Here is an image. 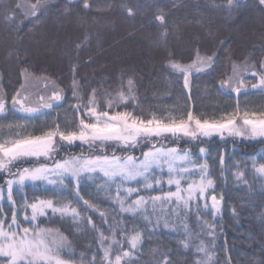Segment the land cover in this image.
Segmentation results:
<instances>
[{
    "label": "trees",
    "instance_id": "16d2710c",
    "mask_svg": "<svg viewBox=\"0 0 264 264\" xmlns=\"http://www.w3.org/2000/svg\"><path fill=\"white\" fill-rule=\"evenodd\" d=\"M35 2L0 0V94L6 97V105L11 108L12 96L21 90L20 86L25 85L27 80H48L64 90L65 100L62 107L44 110L50 115L31 121L21 119L20 113L9 112L8 120H0V143L14 139L18 131L40 134L42 129L46 130V125L56 122L68 128L73 127L74 120L78 124L73 110L76 103L72 95L74 66L78 69L77 80L85 89L88 92L92 87L97 89L98 106L106 107L109 94L118 99L116 92L120 88L122 72L134 76L133 95L137 103L128 107L135 108L137 113L147 118L154 114L162 118H186L191 110L197 117L214 119L225 112H234L238 105L241 116L245 111L250 114L264 112V90L251 87L252 83L258 82V77L248 73L244 75L245 87L241 89L239 98L229 89L217 90L221 78L232 74L233 65L258 67L264 62V6L259 4V0H240V6L231 12L224 10L226 0H89L92 5L89 9L83 7V0H47L48 10L39 20L30 23L24 19L21 25L22 12H17L15 27L6 21L16 4L30 5ZM69 3L70 9L67 7ZM128 9H132L131 15ZM161 14L165 17L163 23L156 19ZM17 27L21 28L19 32ZM86 36L88 40L77 49L76 44L84 41ZM197 51L201 56L213 52L219 54L216 71L208 75V70L196 73L193 69L190 90L185 89L182 74L171 69L170 64H192L197 58ZM113 79L116 80L115 84ZM124 79L126 89L127 77ZM240 83L239 79L235 81L237 85ZM123 108L121 104L114 110ZM256 118H260L259 115ZM9 123H19L25 127L9 128ZM161 143L194 153L201 163L205 162V157L200 154V148L206 150L208 171L212 173L210 178L214 181L212 188L208 189V204L211 208V196L215 195L221 201V210L214 216H203L199 223L195 210L190 220L182 218L181 223L187 222L191 229V240L195 242L189 249L182 243L186 238L183 227L165 228L163 221L156 227L154 216L151 224L143 218L133 224L132 214L120 213L118 204H113L104 192L99 193L100 210L110 213L107 216L109 223L123 217L120 227L129 236L135 234L133 228L140 232L141 240L132 257L136 264H156L164 253L170 254L171 264H197L201 258L206 264H264V176L252 166L253 161H264V136L225 134L224 140L212 136L189 143L183 140L175 143L165 140ZM89 151L82 152L79 146L65 145L60 157H86ZM134 155L141 157L140 150L136 149ZM221 155L227 160V165L223 166L225 171H221ZM233 165H238L239 170ZM30 166L27 163L22 165ZM94 177V181L85 180L82 183L85 195L91 192L96 196L95 184L102 181L99 174H94ZM7 178L0 173V185L4 188L0 207L5 211L10 207L7 185L4 183ZM199 178L197 174L182 183L186 186ZM164 187L167 189L168 185ZM25 196L29 201L52 198L44 192L42 184L36 187L30 182L15 198L22 203ZM112 196H115L114 188ZM64 203L69 201L65 199ZM71 206L76 207L75 204ZM89 215L97 229H104L105 236L110 237L108 223L100 217L99 211L89 210L83 213V219L76 221L69 217L67 223L57 217L55 225L41 218L45 220L42 227H54L67 239L70 250H62L61 258L68 264H89L93 253L99 252L100 233L88 224ZM8 217H11V212H8ZM172 219L175 220V217ZM144 224L148 225L146 230L142 226ZM208 224L214 225V237L207 234ZM116 231V239L120 240L122 234L119 228ZM201 240L210 241L205 247L211 260L196 251L195 245ZM116 247L127 250V241L123 246ZM100 256L102 253L97 256V264H100ZM112 258L115 259V252Z\"/></svg>",
    "mask_w": 264,
    "mask_h": 264
},
{
    "label": "snow or ice",
    "instance_id": "6c2138e0",
    "mask_svg": "<svg viewBox=\"0 0 264 264\" xmlns=\"http://www.w3.org/2000/svg\"><path fill=\"white\" fill-rule=\"evenodd\" d=\"M225 11L231 12L235 7L240 6V0H226ZM264 6V0H259ZM92 5L89 0H83V7L89 9ZM71 8V3L67 5ZM47 0H36L32 4H16L11 16L6 17L13 27L16 13L22 12L21 25L24 19L29 22L39 20L47 11ZM132 14V9H128ZM156 19L162 23L165 17L157 15ZM17 32L21 28L17 27ZM88 40L76 44V48ZM218 53L201 56L197 51V58L192 64L182 65L171 62L170 67L175 72L182 74L184 88L190 90V76L194 69L196 73L206 72L211 75L216 71ZM222 66V65H221ZM223 67V66H222ZM78 69L72 68V95L76 100L73 105L75 117L73 127H62L58 122L54 125H46L40 134L17 132L14 139L0 143V173L7 179V201L8 211L0 207V264H68V261L61 258L62 250H70L67 239L54 227L41 226L47 222L55 225L57 217L63 223L68 219L76 221L83 219V213L99 211L104 222L108 223L107 231L111 236H105L104 229H97L91 215L88 224H91L94 231H99L98 243L99 252L93 253L89 264H97V256H100V264H136L132 259L135 250L141 240L140 232L133 228L135 234L128 235L125 229L120 227L121 221L109 223L107 211L100 210L99 193L104 192L113 204L119 205L120 213L133 215L132 223L143 218L151 224V218L156 219V227L163 221L165 228L183 227L186 238L182 240L185 248H191L195 243L191 240V229L187 222L181 223L182 218L192 217L195 210L197 221L206 215H216L220 212L221 201L211 196V208L208 204V189L213 186L212 173L208 171L207 155L204 148H200V154L205 157L201 163L199 157L194 153L182 150L178 147H166L161 141L171 140L173 143L183 140L185 143L201 140L202 137L211 138L219 136L224 140L228 136H264V112L249 113L245 111L240 115L239 105L237 109L228 113L225 112L220 118L204 119L197 117L191 110L187 112L186 118L172 116L170 118L158 117L155 114L147 118L136 112L135 108L129 109V104L137 103L133 95L135 82L134 76L128 73H121L119 79L120 88L116 92L118 99L109 94L108 103L105 106H98V93L95 87L88 92L84 85L77 80ZM227 72V69H225ZM231 75L221 78L218 91L229 89L235 93L237 98L242 94L241 89L244 73L252 77H258V82L252 83V88L264 90V62L258 67L246 65L243 70L239 65H233ZM125 77L126 89H125ZM241 80L240 84L235 81ZM116 80L113 79V84ZM11 98L12 107L6 105V97L0 94V120H8V113H20L21 119L31 121L39 119L40 116L50 115L45 109L62 107L65 100L63 89H53L51 96H40V102L36 105L26 103L28 97L22 93L25 85L20 86ZM229 93V94H230ZM124 105L123 110H114L119 105ZM259 115V119L255 117ZM242 120L243 125L249 128H241L238 121ZM9 128L16 127L23 129L25 125L16 123L8 124ZM67 146H79L81 151H89L88 156L60 157V152ZM143 145V146H142ZM147 148V150H145ZM99 149L100 151H96ZM139 149L141 157H136L134 152ZM121 153V155H117ZM127 153V155H124ZM195 157V159L193 158ZM221 171L227 165L224 155L219 157ZM30 167H22L23 164ZM259 163V167H257ZM191 166V167H190ZM253 169L264 176V161H253ZM239 170L238 165H233ZM13 168L16 169L13 172ZM94 174H99L101 183L95 184L96 196L91 192L83 193L82 183L85 180L95 179ZM199 174V180H192L186 186L184 182L188 177ZM44 186V192L52 198L28 200L25 196L23 202L16 200V194L28 186ZM168 187L165 189L164 185ZM19 185V187H15ZM174 186V190H173ZM113 188L115 196H112ZM156 193V194H154ZM134 196V198H133ZM4 199V188L0 185V201ZM69 203H64V200ZM203 201V205L201 202ZM82 202V204H81ZM75 204L76 207L71 205ZM203 207V211H201ZM29 209L31 214L29 215ZM23 211V219L21 212ZM115 212V209L112 210ZM11 212V217H8ZM173 216L175 220H173ZM115 219V218H114ZM145 230L148 225H142ZM79 227V225H77ZM119 228L122 238L116 239ZM203 230V229H202ZM208 235L215 236L213 224H208ZM127 241V250L123 246ZM210 241H203L196 244V251L203 253L211 260L208 250L205 247ZM115 252V259L112 256ZM127 258V259H126ZM156 264H171L170 254H161ZM197 264H206L204 259H199Z\"/></svg>",
    "mask_w": 264,
    "mask_h": 264
},
{
    "label": "rangeland",
    "instance_id": "374dc122",
    "mask_svg": "<svg viewBox=\"0 0 264 264\" xmlns=\"http://www.w3.org/2000/svg\"><path fill=\"white\" fill-rule=\"evenodd\" d=\"M244 67L245 65H242L241 69L243 70ZM244 75H247V73H244ZM54 88L59 90L52 82L48 80H43V81L38 80L37 81V80L30 79L26 81L25 88L22 90V93L28 97L26 103L36 105L40 102L41 95H45L46 97L51 96ZM255 119H259V118L255 117ZM238 126L241 128L250 127V126L243 125L242 120L238 122ZM246 137H251V135L246 136Z\"/></svg>",
    "mask_w": 264,
    "mask_h": 264
}]
</instances>
